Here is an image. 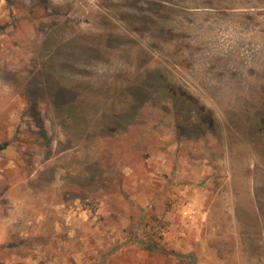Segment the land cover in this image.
Listing matches in <instances>:
<instances>
[{"label":"rangeland","instance_id":"rangeland-1","mask_svg":"<svg viewBox=\"0 0 264 264\" xmlns=\"http://www.w3.org/2000/svg\"><path fill=\"white\" fill-rule=\"evenodd\" d=\"M5 141L0 264H264V0H0Z\"/></svg>","mask_w":264,"mask_h":264},{"label":"trees","instance_id":"trees-1","mask_svg":"<svg viewBox=\"0 0 264 264\" xmlns=\"http://www.w3.org/2000/svg\"><path fill=\"white\" fill-rule=\"evenodd\" d=\"M8 144H9L8 141H5V142H3V143H0V150L5 149V148L8 146ZM147 249H148L149 251H152V250L155 249V246H154V245L151 246L150 244H148Z\"/></svg>","mask_w":264,"mask_h":264}]
</instances>
